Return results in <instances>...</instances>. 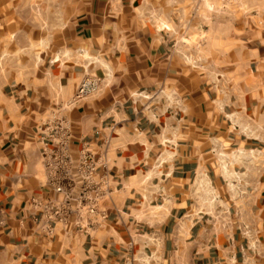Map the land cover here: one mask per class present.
<instances>
[{"label":"crops","instance_id":"0c3cea01","mask_svg":"<svg viewBox=\"0 0 264 264\" xmlns=\"http://www.w3.org/2000/svg\"><path fill=\"white\" fill-rule=\"evenodd\" d=\"M185 1L194 2L0 0V45L28 46V60L39 61L25 79L0 71V264H264V165L244 159L249 190L225 204L222 230L195 219L191 196L205 174L227 199L214 142L264 154V27L239 26L226 74L211 64L201 71L166 31L193 20ZM78 50L103 86L74 104L87 72ZM157 91L153 102L134 98ZM53 117L68 124L73 158L86 145L107 162L97 174L107 181L105 220L86 232L73 215L50 233L33 217L31 199L61 201L45 185L38 136ZM157 158L164 164L155 167Z\"/></svg>","mask_w":264,"mask_h":264},{"label":"built area","instance_id":"2783aa9c","mask_svg":"<svg viewBox=\"0 0 264 264\" xmlns=\"http://www.w3.org/2000/svg\"><path fill=\"white\" fill-rule=\"evenodd\" d=\"M77 56L84 61L85 71L94 63L92 57L82 50L77 51ZM102 86V78L85 72L71 102L75 104L96 96L101 92ZM161 97V91L134 94L136 100L145 102H153ZM165 100L171 105H176L172 96H166ZM38 133L45 185L50 187L54 194L61 196V201L31 199L34 220L42 223L43 228L50 233L56 225L66 226L73 215V227L77 231L86 232L92 229L98 225L94 220L96 217L100 221L105 220V215L99 212L98 205L108 194L107 181L97 174L100 169H106V160L95 158L86 145L78 156L73 158L69 148L71 134L63 117H53L39 128ZM210 154L214 158L217 175L226 188L227 201L216 191L211 180L202 174L192 184L193 216L196 220L208 218L214 227L222 230L226 225L224 219L228 215L225 204L229 202L236 206L238 202L245 200L249 190V183L245 181L244 159L247 160L249 168L260 170L264 165V154L254 149L226 148L217 142L212 144ZM164 162L163 159L157 158L155 167L163 165ZM76 183H79V189L74 192Z\"/></svg>","mask_w":264,"mask_h":264},{"label":"rangeland","instance_id":"374dc122","mask_svg":"<svg viewBox=\"0 0 264 264\" xmlns=\"http://www.w3.org/2000/svg\"><path fill=\"white\" fill-rule=\"evenodd\" d=\"M185 4L192 7L193 20L187 15L182 16L180 28L168 27L166 31L174 37L176 51L189 64L195 62L201 71L211 64L216 69H224L226 74L230 66L228 57L238 47L232 42L238 40V32L241 31L239 26L247 27L245 33L248 34L254 27H264V0H194L182 3ZM11 31L8 30L6 37L14 35ZM27 48L12 44L0 45V71L6 76L16 73V79H25L20 75L25 74L28 66L37 68L39 64L36 59L28 60Z\"/></svg>","mask_w":264,"mask_h":264}]
</instances>
